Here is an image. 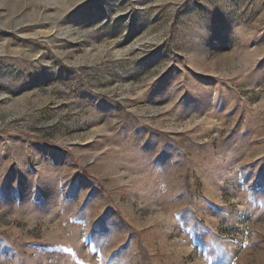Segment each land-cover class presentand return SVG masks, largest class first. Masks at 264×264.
Instances as JSON below:
<instances>
[{
  "label": "rangeland",
  "instance_id": "374dc122",
  "mask_svg": "<svg viewBox=\"0 0 264 264\" xmlns=\"http://www.w3.org/2000/svg\"><path fill=\"white\" fill-rule=\"evenodd\" d=\"M0 264H264V0H0Z\"/></svg>",
  "mask_w": 264,
  "mask_h": 264
}]
</instances>
